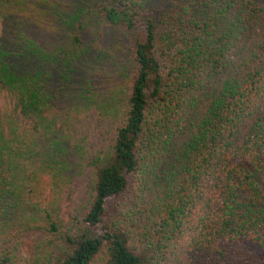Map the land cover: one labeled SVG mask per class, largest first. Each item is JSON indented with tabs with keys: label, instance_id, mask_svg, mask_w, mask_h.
I'll list each match as a JSON object with an SVG mask.
<instances>
[{
	"label": "trees",
	"instance_id": "obj_1",
	"mask_svg": "<svg viewBox=\"0 0 264 264\" xmlns=\"http://www.w3.org/2000/svg\"><path fill=\"white\" fill-rule=\"evenodd\" d=\"M14 1L0 0L14 100L0 109V264H264V0H77L50 49ZM98 17L131 33V53L122 86L71 110L90 175L62 226L32 152L53 71L73 69Z\"/></svg>",
	"mask_w": 264,
	"mask_h": 264
},
{
	"label": "rangeland",
	"instance_id": "obj_2",
	"mask_svg": "<svg viewBox=\"0 0 264 264\" xmlns=\"http://www.w3.org/2000/svg\"><path fill=\"white\" fill-rule=\"evenodd\" d=\"M169 1L151 0V3L159 7ZM78 6L77 0H25L19 4L21 9L15 10L17 17L23 16L26 20L25 33L50 49L68 39L71 31L62 27L71 29L72 14ZM7 30L0 19V38ZM131 39V33L124 28L95 18L84 35L86 51L73 69L64 73L60 68L53 71L50 102L43 113L32 160L37 164L35 169L41 182L39 198L49 203L51 214L62 226L69 224L73 209L86 201V182L90 175V169L72 146L71 110L84 103L104 100L112 89L125 83L122 73L126 72L129 62ZM13 106L11 95L0 91V109L8 112ZM26 236L29 246L42 239L39 234ZM21 249L20 258L26 257L27 246L24 244Z\"/></svg>",
	"mask_w": 264,
	"mask_h": 264
}]
</instances>
